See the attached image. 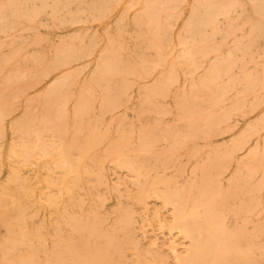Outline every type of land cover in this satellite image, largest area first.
Listing matches in <instances>:
<instances>
[{"label":"rangeland","instance_id":"rangeland-1","mask_svg":"<svg viewBox=\"0 0 264 264\" xmlns=\"http://www.w3.org/2000/svg\"><path fill=\"white\" fill-rule=\"evenodd\" d=\"M0 264H264V0H0Z\"/></svg>","mask_w":264,"mask_h":264},{"label":"bare ground","instance_id":"bare-ground-1","mask_svg":"<svg viewBox=\"0 0 264 264\" xmlns=\"http://www.w3.org/2000/svg\"><path fill=\"white\" fill-rule=\"evenodd\" d=\"M262 26V25H261ZM193 27V26H192ZM210 107V106H209ZM41 134V133H40ZM21 135V134H20ZM56 135V134H55ZM67 158V157H66ZM71 165V164H70ZM34 166V165H33ZM71 167V166H70ZM149 171V170H148ZM172 200V199H171ZM169 202V201H168ZM172 204H174V203H172ZM174 213V212H173ZM181 214V213H180ZM172 220H174V219H172ZM187 232V231H186ZM185 235V234H184ZM198 235H199V233H198ZM187 236L189 237V238H191V236L189 235V234H187ZM193 238V237H192ZM191 238V239H192ZM195 238V237H194ZM190 241V240H189ZM191 242V241H190ZM196 245V244H195ZM194 245V246H195ZM189 247H190V245H188Z\"/></svg>","mask_w":264,"mask_h":264}]
</instances>
